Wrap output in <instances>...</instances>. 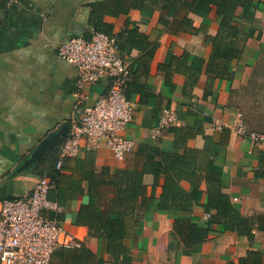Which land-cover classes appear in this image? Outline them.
I'll return each mask as SVG.
<instances>
[{"label":"crops","instance_id":"obj_1","mask_svg":"<svg viewBox=\"0 0 264 264\" xmlns=\"http://www.w3.org/2000/svg\"><path fill=\"white\" fill-rule=\"evenodd\" d=\"M101 1L104 0H0V21L6 19L0 25V205L4 199L31 191L37 178L49 172L65 136L61 135L59 144L53 143L45 153L35 155L40 143L51 134L64 132L71 118L82 113L83 105L94 103L110 88L111 77L103 76L83 87L85 98L79 102L75 93L77 66L57 50L61 42L72 36L91 37L97 29L91 20L95 6ZM100 14L98 10V18ZM160 15L156 10L145 20L140 9L132 8L125 14L108 10L101 17L111 26L112 34H119L129 22L146 34L151 43L159 42V46L152 58L140 62L136 72V60L145 51L130 42H125L123 47V55L133 63L128 89L137 103L134 119L123 134L135 141L134 150L118 159L104 143L92 146L83 140L76 156L85 157L91 151L98 172L107 166L113 175L128 179L136 166L141 165L136 156L141 143H159L171 148L174 138L169 129L158 140L152 138L151 130L164 107L174 108L179 119L176 125H190L199 130L188 139V145L208 150L214 157L207 176L220 179L232 202L244 214L256 215L264 224V143H253L239 133L237 125L243 117L234 101L237 88L249 80L255 58L264 46V8L258 9L256 20L247 25L248 42L239 41L244 56L235 65L232 80L214 77L205 70L206 48L203 34L196 28L201 16L192 14L194 26L174 32L159 21ZM212 18L210 32L215 33L217 23ZM184 50L195 55L196 64L203 69L193 96L182 91L187 80L184 74L175 72L169 79L160 65L172 53L181 54ZM205 135L212 139L207 142ZM74 164V160L68 162L67 174L72 173ZM143 180L147 186L143 198L147 210L141 228L125 239L131 254L114 262L105 251L104 258L95 264H234L249 249L260 250L264 264V229H255L253 240L247 235L224 231L212 233L190 248L179 244V237L173 232L174 214L160 210L154 201L164 178L147 172ZM183 185L190 188L186 180ZM202 187L206 188L205 181ZM87 200V195L72 199L59 218L81 242L102 252L100 240L89 234L88 226L74 222L76 212ZM201 201H207L205 191ZM208 216L201 206L194 207L191 214L197 220ZM50 264H56L55 255Z\"/></svg>","mask_w":264,"mask_h":264},{"label":"trees","instance_id":"obj_2","mask_svg":"<svg viewBox=\"0 0 264 264\" xmlns=\"http://www.w3.org/2000/svg\"><path fill=\"white\" fill-rule=\"evenodd\" d=\"M132 8L140 9L145 20L159 10V21L174 32L186 26H194L192 14L201 16L202 20L196 28L203 34L205 70L214 77L232 80L235 77V65L244 56L239 41L248 42L250 27L247 25L256 20V11L264 8V0H104L95 6L91 21L97 29L112 34L111 26L101 19L103 14L108 10L125 14ZM98 10L101 12L99 18ZM211 16H214L217 23L215 33L210 32L213 24ZM5 20L0 21V25ZM116 36L122 53L125 42L145 51L136 60L135 72L140 62L152 58L159 46V42L151 43L146 34L129 22ZM160 65L169 79L175 72L184 74L187 80L182 91L193 96V89L203 70L196 64L195 55L188 50L181 54L172 53L169 60ZM245 66L248 69L250 63ZM133 73L131 63V77ZM129 86L130 80L126 94L131 99ZM241 113L248 127L264 131L254 128L255 125L264 128L262 112L251 108ZM169 130L174 138L171 148L150 142L141 143L137 147L136 156L141 165L136 166L128 179L113 175L107 166L98 172L91 151L85 157H67L61 168H56V153L49 172L42 174L50 176L54 182L49 197L68 206L72 199L87 195L88 200L76 212L74 222L87 225L89 234L100 240L102 250L96 252L85 242L76 247H61L54 253L56 264H95L104 258L102 253L105 251L114 262L131 254L125 239L135 235L146 215L147 205L143 198L147 194V186L143 178L147 172L164 178L161 192L154 201L160 210L174 214L173 232L179 237L178 243H182L185 248L197 245L212 233L231 231L247 235L253 240L254 230L264 229V224L256 215L244 214L232 202L230 195L223 191L220 179L207 176L214 158L212 153L188 145V139L199 130L190 125H174ZM205 138L208 142L212 136L205 135ZM72 160L75 161L72 173L67 174L68 162ZM184 180L190 183L189 189L183 185ZM203 181L206 182L205 189L202 187ZM204 191L207 193V201L202 203ZM196 206L203 207L209 213L207 219L191 217ZM219 226L223 228L219 229ZM234 264H262V253L258 249H249Z\"/></svg>","mask_w":264,"mask_h":264},{"label":"built area","instance_id":"obj_3","mask_svg":"<svg viewBox=\"0 0 264 264\" xmlns=\"http://www.w3.org/2000/svg\"><path fill=\"white\" fill-rule=\"evenodd\" d=\"M59 54L77 66L76 95L84 100L85 85L110 76V88L94 103L83 105L78 117L69 121L70 128L59 144L56 168H61L67 157L76 156L82 141L92 146L104 143L118 159L134 150L135 141L123 132L134 119L137 106L126 94L131 77V62L121 52L115 34L95 29L91 37L72 36L61 42ZM178 112L164 107L151 136L158 140L164 131L178 122ZM237 130L253 143H264V131L251 129L241 119ZM54 185L48 175H40L31 191L4 199L0 205V264H50L61 247L80 246L81 241L59 215L64 206L49 197Z\"/></svg>","mask_w":264,"mask_h":264},{"label":"rangeland","instance_id":"obj_4","mask_svg":"<svg viewBox=\"0 0 264 264\" xmlns=\"http://www.w3.org/2000/svg\"><path fill=\"white\" fill-rule=\"evenodd\" d=\"M251 76L247 83L237 88L234 101L243 113L252 110L262 112L264 118V46L255 58ZM254 128L264 130L260 125Z\"/></svg>","mask_w":264,"mask_h":264},{"label":"water","instance_id":"obj_5","mask_svg":"<svg viewBox=\"0 0 264 264\" xmlns=\"http://www.w3.org/2000/svg\"><path fill=\"white\" fill-rule=\"evenodd\" d=\"M69 128H70V124L67 123V128L64 132H57V133H54V134H51L49 137L45 138L41 143L40 145L37 147V149L35 150L34 154H38L39 152H46L48 149L51 148L52 144L56 143V144H59L60 142V136L63 135V136H66L68 131H69Z\"/></svg>","mask_w":264,"mask_h":264}]
</instances>
